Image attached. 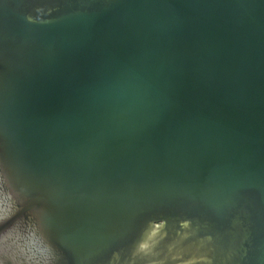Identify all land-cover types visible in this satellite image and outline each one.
<instances>
[{
	"label": "water",
	"instance_id": "1",
	"mask_svg": "<svg viewBox=\"0 0 264 264\" xmlns=\"http://www.w3.org/2000/svg\"><path fill=\"white\" fill-rule=\"evenodd\" d=\"M0 264H264V0H0Z\"/></svg>",
	"mask_w": 264,
	"mask_h": 264
}]
</instances>
